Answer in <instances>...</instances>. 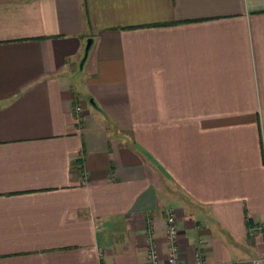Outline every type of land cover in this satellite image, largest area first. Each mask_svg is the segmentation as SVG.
Here are the masks:
<instances>
[{"label":"crops","instance_id":"1","mask_svg":"<svg viewBox=\"0 0 264 264\" xmlns=\"http://www.w3.org/2000/svg\"><path fill=\"white\" fill-rule=\"evenodd\" d=\"M166 210L264 264V0H0V264H166Z\"/></svg>","mask_w":264,"mask_h":264},{"label":"built area","instance_id":"2","mask_svg":"<svg viewBox=\"0 0 264 264\" xmlns=\"http://www.w3.org/2000/svg\"><path fill=\"white\" fill-rule=\"evenodd\" d=\"M78 110V109H77ZM177 223L172 210L165 211V244H166V264H176L178 259V246L176 244ZM150 264H159L155 251L151 248L147 254ZM193 264H205L203 256L199 248L193 252ZM251 264H260L258 260H254Z\"/></svg>","mask_w":264,"mask_h":264},{"label":"water","instance_id":"3","mask_svg":"<svg viewBox=\"0 0 264 264\" xmlns=\"http://www.w3.org/2000/svg\"><path fill=\"white\" fill-rule=\"evenodd\" d=\"M92 42H93L92 39H87L85 41V44H84V47H83V52H82V57H81V59H80V61L78 63L79 69L82 68L83 63L85 62V59L87 57V54L89 52V49L91 47Z\"/></svg>","mask_w":264,"mask_h":264}]
</instances>
